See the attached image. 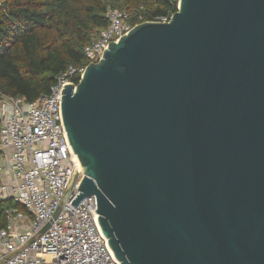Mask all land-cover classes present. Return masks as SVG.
I'll list each match as a JSON object with an SVG mask.
<instances>
[{
	"label": "water",
	"instance_id": "obj_1",
	"mask_svg": "<svg viewBox=\"0 0 264 264\" xmlns=\"http://www.w3.org/2000/svg\"><path fill=\"white\" fill-rule=\"evenodd\" d=\"M107 48L62 93L59 205L81 172L120 264H264V0H180Z\"/></svg>",
	"mask_w": 264,
	"mask_h": 264
},
{
	"label": "built area",
	"instance_id": "obj_2",
	"mask_svg": "<svg viewBox=\"0 0 264 264\" xmlns=\"http://www.w3.org/2000/svg\"><path fill=\"white\" fill-rule=\"evenodd\" d=\"M162 1L178 10L180 0ZM173 14L169 10L150 20L144 6L110 10L108 28L84 48L88 64L70 66L49 95L30 103L0 92V201L12 200L26 210L7 212L8 226L0 229V264H120L99 226L97 198L72 205L81 172L59 205L71 174L78 172L62 119V93L68 84L79 82L89 64L100 61L108 43L144 22L167 23Z\"/></svg>",
	"mask_w": 264,
	"mask_h": 264
},
{
	"label": "trees",
	"instance_id": "obj_3",
	"mask_svg": "<svg viewBox=\"0 0 264 264\" xmlns=\"http://www.w3.org/2000/svg\"><path fill=\"white\" fill-rule=\"evenodd\" d=\"M140 6L150 20L178 11L162 0H1L0 92L30 103L49 95L70 66L88 64L84 48L108 28L110 10ZM12 209L26 212L12 200L0 201V229Z\"/></svg>",
	"mask_w": 264,
	"mask_h": 264
}]
</instances>
